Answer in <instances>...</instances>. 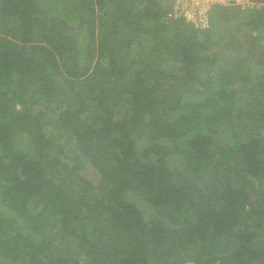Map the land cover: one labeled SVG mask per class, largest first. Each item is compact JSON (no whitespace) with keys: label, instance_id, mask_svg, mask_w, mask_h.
Here are the masks:
<instances>
[{"label":"trees","instance_id":"trees-1","mask_svg":"<svg viewBox=\"0 0 264 264\" xmlns=\"http://www.w3.org/2000/svg\"><path fill=\"white\" fill-rule=\"evenodd\" d=\"M254 1L0 0V264H264Z\"/></svg>","mask_w":264,"mask_h":264},{"label":"rangeland","instance_id":"rangeland-1","mask_svg":"<svg viewBox=\"0 0 264 264\" xmlns=\"http://www.w3.org/2000/svg\"><path fill=\"white\" fill-rule=\"evenodd\" d=\"M223 4H225V5H236V4H239V7H241V8H244L247 4H250V5H261L262 3H260V2H257V1H254V0H244V1H242V0H240V1H234V2H229V1H226V2H224ZM239 20V19H238ZM240 21V20H239ZM239 21H236V23L234 24V28L232 27V25H231V23H229L227 26H226V28H225V30H224V36L225 37H228V35H231V34H234V36H235V39H234V44H240L241 46H239V47H236V49H234V50H231V55L233 56V58L236 56V55H244V57L247 59L249 56L251 57L249 60L250 61H252V62H249V63H251L249 66L251 67H253V66H255V64L257 63L255 60H256V56H251V53L250 52H248L246 49V47L247 46H249L250 45V42H249V39H250V37L249 36H252L253 34H256V30L255 29H249V28H247V27H245V28H243L242 27V25L241 24H239ZM263 36H264V33L262 34ZM219 40H220V38H219ZM137 46L138 45H136V44H133L132 45V48L133 49H136L137 48ZM263 48L264 47V45L263 44H259V45H257V46H255V53L256 54H259L260 52V48ZM82 56V55H81ZM252 59V60H251ZM166 65H169L170 66V64H168V63H165ZM224 64H227L229 67H230V65H231V67L230 68H232L233 66H232V62H229V64H228V62H226V63H224ZM246 93V92H245ZM258 95H259V97L262 99V100H264V89H258ZM244 96H247V100L250 98V96L248 95V94H244ZM49 111H51V110H49ZM50 114H53V113H50ZM65 138H67V139H65ZM67 140V141H66ZM66 141V143L64 144L65 145V153L66 154H70V153H72L73 151H72V149L71 148H73V147H75L76 148V150L78 151V152H80L79 150V148H77L75 145H74V141H73V139L72 138H70V134L69 133H66V135H64L61 139H60V142H65ZM79 174H80V176H82L83 178H87V179H89L90 181H92L93 183H96L97 182V180H98V175L96 174V172H95V169L91 166V165H89L88 163H86L85 165H84V167L82 168V169H80V171H79ZM140 201H142L143 199H139Z\"/></svg>","mask_w":264,"mask_h":264},{"label":"built area","instance_id":"built-area-1","mask_svg":"<svg viewBox=\"0 0 264 264\" xmlns=\"http://www.w3.org/2000/svg\"><path fill=\"white\" fill-rule=\"evenodd\" d=\"M226 1L234 2L240 0H173V16L177 17L182 15L186 20L192 21L200 27H208L209 10L212 4H223ZM247 5L252 6L250 4Z\"/></svg>","mask_w":264,"mask_h":264}]
</instances>
